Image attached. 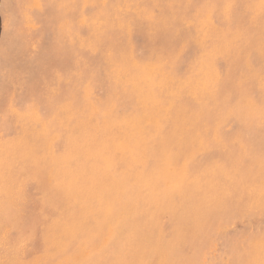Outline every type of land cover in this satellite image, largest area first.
<instances>
[{
  "label": "bare ground",
  "instance_id": "1",
  "mask_svg": "<svg viewBox=\"0 0 264 264\" xmlns=\"http://www.w3.org/2000/svg\"><path fill=\"white\" fill-rule=\"evenodd\" d=\"M94 1L0 0V264H264L261 1Z\"/></svg>",
  "mask_w": 264,
  "mask_h": 264
},
{
  "label": "rangeland",
  "instance_id": "2",
  "mask_svg": "<svg viewBox=\"0 0 264 264\" xmlns=\"http://www.w3.org/2000/svg\"><path fill=\"white\" fill-rule=\"evenodd\" d=\"M78 2H80V4L82 5V9L84 11H92L95 8V1L94 0H77ZM199 0H186V4H187V10H191V9H195L197 8L196 5L192 4V3H197ZM261 4H262V13L264 14V3L263 0H260ZM211 9L209 11H207L211 16H212V20L215 21V24L217 25H221L224 24L226 25V23L228 22L227 20V16L229 17V15H233L235 18L236 15L239 13L238 11V7L236 6H232L235 7L236 10H233V12H229L227 14H225V8L223 7V0H212L211 1ZM231 7V8H232ZM230 11V9H228ZM247 19V20H243L245 22V24H241L245 27L249 26V29L247 31V35L243 36V40L245 41L246 38H248V36L254 37L259 39L262 43H264V18L261 19L262 21H260V19ZM261 22V24H260ZM263 27H262V26ZM146 31V26L141 23V21H139V19L135 18L133 19L132 25L131 27L129 26V29L127 31L126 37H127V43L130 44L132 50V53L139 59L142 60L145 58V54L147 52L146 50V41L144 39V34ZM42 36H41V41L44 45V51L42 53L41 56V61L42 64L39 67L40 72L42 73H49L51 71V69L53 68V64H52V60L58 55V53L51 47H47L46 45L50 46L51 42H54V38H56L55 35H57L54 31H51L49 29H43L41 32ZM51 34V35H50ZM248 40V39H247ZM249 41V40H248ZM124 42V40H117V43L121 44V46L119 47H123L124 45H122ZM125 47V46H124ZM15 52H17V50H14ZM171 54V53H170ZM173 58L180 64H183L185 62H187V57H188V51L187 50H179V49H175L172 51V55ZM62 60V59H58V62ZM248 62L250 64H253V66L255 67H260V63L258 58L255 55H252ZM57 62L54 63V65ZM264 68V67H263ZM33 74H30L29 77L32 78ZM74 77V76H73ZM72 81V79H71ZM251 95H257L258 94V90H255L253 88V91H250ZM87 97L93 96L92 92H89L87 95ZM20 105V104H19ZM228 123L225 125H223L224 130L226 131V133H232L233 134L236 132V130L238 129V127L240 126V121L237 117H231L228 120ZM236 129V130H235ZM262 136L264 138V132L262 133ZM249 162H251V160H249ZM245 163V161H244ZM246 165L248 167H250L252 173L256 176V175H260L258 170H254L249 163H246ZM251 173V174H252ZM260 190L263 191L264 193V179L262 180V185L260 187ZM15 212L20 213V210H15ZM264 213V210H263ZM222 218H219V220ZM259 220L264 222V217L263 218H258ZM253 222H256L255 219L252 220ZM234 257L228 253V252H223L219 255V257L217 258L215 263H212L211 260L208 261V264H236L234 263Z\"/></svg>",
  "mask_w": 264,
  "mask_h": 264
}]
</instances>
